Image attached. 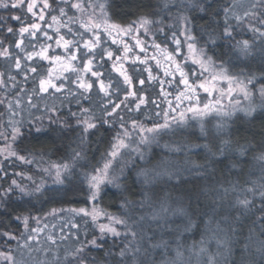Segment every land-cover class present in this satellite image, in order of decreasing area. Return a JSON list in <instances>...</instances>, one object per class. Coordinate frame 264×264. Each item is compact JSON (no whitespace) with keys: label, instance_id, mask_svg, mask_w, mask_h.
<instances>
[{"label":"snow or ice","instance_id":"snow-or-ice-1","mask_svg":"<svg viewBox=\"0 0 264 264\" xmlns=\"http://www.w3.org/2000/svg\"><path fill=\"white\" fill-rule=\"evenodd\" d=\"M172 2L164 0L158 11L122 24L114 22L116 0H0V58L7 62V78L0 72V88L6 91L0 105L11 114L6 130L0 132V216L8 218L7 224L0 221V240L6 244L15 240L16 250H26L29 255L34 250L52 255L56 250L54 264H97L93 253L100 252L112 264H157L152 253L164 249L167 257L174 243L175 257L164 258L160 264H185L179 237L203 223L205 235L211 231L212 236L193 244V248L198 247L195 255L206 257L198 264H258L251 250L253 242L260 264H264V119L259 133L251 131L250 136H244L245 143L237 141L233 147L230 138V123H236L233 117L238 112L249 126L256 119L253 113L264 117V66L258 74L234 73L231 61L225 60L233 53L250 54V40L237 39L243 31L259 39L264 52V0L250 3L243 14L239 0H180L176 15L182 22L181 30L169 35L161 28L164 40L157 42L159 37L151 33V26L161 22L148 17L170 12ZM205 17L197 36L196 20ZM149 47L159 50L160 55L154 51L151 60L163 70V78L154 74L147 55ZM189 61L195 67L190 68ZM201 90L210 98L208 102L200 98ZM47 94H59L60 106L41 111L34 100ZM25 97L32 109L41 111L27 122L15 119L23 110ZM225 98L227 105L223 104ZM62 109H67L66 115ZM210 116L217 118L214 134L205 123ZM197 126L199 136L189 137ZM101 129L110 139L92 166L87 149ZM250 130L245 128L246 133ZM165 137L175 138L165 141L168 152L184 154L183 171L206 177L215 159L229 176L239 175L244 158L254 151L261 179L251 181L250 187L227 179L203 190L185 189L187 206L171 210L162 202L158 209L153 206L151 213L135 216L129 210L137 202L124 195L122 214L105 211L99 203L105 190L109 186L121 189L119 181L125 169H135L138 161L147 162L151 146H159ZM201 139L203 143L195 142ZM47 143L52 147L46 148ZM201 151L205 163L191 160ZM17 161L28 166L27 171L10 173L4 166L7 163L15 168ZM117 164L121 165L119 174ZM141 176L145 184L164 177L169 182L175 178L177 184L185 183L181 170L173 171L166 161L152 169L141 168L137 178ZM127 192L124 187L122 195ZM230 193L236 194L234 201ZM138 194L141 208L152 205L147 191ZM77 195L85 198V206L45 211L46 204L71 203V197ZM202 195L210 196L212 202L202 203ZM169 214L182 218V231L180 225L172 226L175 221H168ZM222 214L224 218L217 219ZM57 217L61 219L59 233L49 232L41 238L47 231V220ZM153 223H157L155 230ZM12 225L17 231L22 226L24 231L17 236L10 230ZM165 227L170 234H179L175 241L155 239L156 232ZM245 227L247 242L241 245L239 238ZM209 240L215 241V251H209ZM41 243L46 247H37ZM61 245H67L63 257L58 254ZM16 250L0 249V264H18Z\"/></svg>","mask_w":264,"mask_h":264},{"label":"rangeland","instance_id":"rangeland-1","mask_svg":"<svg viewBox=\"0 0 264 264\" xmlns=\"http://www.w3.org/2000/svg\"><path fill=\"white\" fill-rule=\"evenodd\" d=\"M86 2H87V0H86ZM252 2H255V0H239V3L242 5V8L240 9V13L243 14V10L247 9L249 7L250 3H252ZM179 26H180V30H181L182 22H180ZM53 27H55V25ZM153 27L154 26L152 25L151 26V33L155 34L154 29H152ZM246 32L247 31L241 32V34L237 37V39H240V40L249 39V40H251L253 38V34L251 32H247L248 34H251L252 37H250V36L246 37ZM151 33L149 35V43L151 42V39H152V34ZM182 39H184V38L182 37ZM253 41H254V39H253ZM133 43H134V41H133ZM257 43H259L257 45V49L252 50V51L250 50V54L247 57L239 56L236 53L232 54L233 57L230 58V61L233 64L235 62L234 65H231L232 68L235 67V68L231 69L232 72L239 73L238 72L239 70H237L236 68L239 67L238 65L243 64L242 60H244V59H245V64H246V60L247 59H248L247 63H250V64H253L254 61H256L259 64H264V52L261 51V47H260L261 44H260V40L259 39L257 40ZM154 51L156 52V54L158 56L160 55L159 50H154L151 47H149L147 55L149 57V60L151 61V66L154 69V74H158L161 78H163V70L156 68L155 61L151 60V57H152ZM185 51H186V47H185ZM252 52L255 53L254 56H253V60L251 58ZM140 55L143 56L144 54L140 53ZM189 67L191 68V67H195V66L191 65V63L189 61ZM196 70L199 71L198 67L196 68ZM205 75H208V74L206 73ZM225 87H226V85H225ZM158 89H159V86H157V91H158ZM199 95H200V98L204 102H208L210 100V98L207 97V95L205 93H203L202 90L200 91ZM2 97H3V94H2ZM241 100H242V98H241ZM34 103L38 104L40 110L42 111L45 107H49L50 108L53 105H56L57 107H59L60 103H61V98L59 97V94H47V95L44 96L43 99H40L39 97H37L34 100ZM242 103H244L243 100H242ZM223 104H225V105L228 104V99L227 98H225L223 100ZM73 106H75V105H73ZM85 106H87V104ZM41 111H36L35 109H32L27 104V97H25L24 98L23 110L21 111V113L19 115H17L15 117V119L16 120L23 119L25 122H27L33 116H39L41 114ZM236 116H239L240 120H236ZM236 116L233 117V120L236 121V123H230V130L232 131V135H231L230 138L233 141V147H235L237 141L238 142L239 141H245L244 140V136L246 135L245 128H246V126H248V121H247V119L244 118L243 113H239L238 112L236 114ZM10 119H11V114L6 111L4 116H3V119L0 121V132H3V131L6 130L4 126L8 124ZM206 121H207V124H208V125H206V127L210 131H212L213 134H214L213 130H214V125L216 124L217 118L210 116V117H208L206 119ZM45 123H47V121H45ZM74 123L75 122L73 121V124ZM7 131L10 132V128H8ZM193 136H199V128H198V126L193 128L190 131L189 137H193ZM225 138H227V137H225ZM170 139H175V138L165 137L164 139H162L160 141L159 146H157L155 144L152 145L151 149L148 152L147 162H139L138 161L137 166H136L135 169H125L124 174H123V176H121L120 181H119V183L121 184L122 187H121V189H117L116 188V192L118 193L117 195L118 196L122 195L123 188L125 186L123 181L126 179V177L128 175V172L131 173V176L133 178H137V172L141 168L152 169L160 161H166L167 164L171 167V169L173 171L181 170V177L185 181V183L177 184L175 178L171 182H169L167 177H164L162 179H158V180L153 181L151 184H145L144 177L141 176V177H139V179L137 178L138 180L143 181V185L145 186V188L142 189L141 191H147L149 193V196L151 197V200H152V205L151 206L146 205L144 208H141L139 206V203H138L142 199V198L140 199V195L138 194V193H140V189H137L136 187H133L132 191L129 193L130 195H129L128 199L137 202L135 207H133V208H131L129 210L135 216H139L141 214L151 213L152 210H153V206L158 209L162 202L167 207H169L170 210L178 208L180 206H187L188 201H187L186 196H185V191H184L185 189H192V188L195 187V188H197L199 190H203L205 188V186H207L206 179L213 178V176H215L217 178L216 181H220V180L230 179L229 177H231V176H229L228 171L224 169L223 165H217V164H215L213 166L215 168L214 173L210 169L209 170V174L206 177H202V176H200L197 173H189L187 171H183V169L186 166L185 165V156H184V154L183 153H180V154L170 153L164 147L165 141H168ZM197 142L198 143H203L204 141L201 139V140H198ZM2 146H3V138L0 137V147H2ZM216 147L217 148L219 147V141L216 142ZM215 150L216 149L214 148V151ZM253 155H254V151L253 152H249L247 157L244 158L243 171H245V173L242 174L243 171L239 173V175L242 176V180H244V185H246V183H245V181H246V163H249L251 165L250 160H251V158H253ZM191 160L195 161L196 163H205L206 162L204 160L203 151H201L199 155L192 156ZM0 161H3V157L2 156H0ZM17 163L19 165L23 166L25 169L27 168V166H25L23 164H20V162L17 161ZM224 163L227 164L226 162H224ZM256 163H258V162L255 161L254 165ZM212 164H213V162H212ZM212 164L210 165V167L212 166ZM120 166H121L120 164L116 165V173L117 174H119ZM188 166H191V165H188ZM25 169L23 171H27V169L26 170ZM32 171L33 172L36 171V166L35 165L32 166ZM222 177H225V179H222ZM213 184L214 183H211V185L209 187H211ZM217 186H219V185H217ZM225 186L226 187H230L229 184H226ZM109 187H112V186H109ZM229 195L233 199V196L235 195V193H230ZM116 198H117L116 200L119 199L118 197H116ZM84 199L85 198L83 196H81V195H77L75 197H71V201L72 202H81ZM114 200H115V197L112 200L111 204L114 202ZM121 201L122 200L115 202V206H114L116 208L115 212L107 211L106 209H104L101 206V202H99V203H100V206L105 211H107V212H109L111 214H114V215H120V214H122L124 212V209H122L120 207ZM205 201H207L208 203H211L212 202L211 201V197L208 196V195H202L201 196V202L204 203ZM83 206H85L84 203L81 204V206H79V207H83ZM51 208H55V207L54 206H52L50 208L47 207L45 209V211H49ZM57 208H60V207H57ZM64 208H72V207L66 206ZM76 208H78V207H76ZM33 215H35V213H33ZM41 215H43V213H41ZM219 218L220 217H218L217 219H219ZM65 219H68V218L65 217ZM167 219H168L169 222L175 221V224L172 225V226L175 227L177 225H180L181 226V231H182V225H181L182 218L181 217L172 216V215L169 214ZM222 219H219V220H222ZM157 223H162V221H158ZM157 223H153V225H152L153 230L156 229ZM215 223H216V221H213V224H212V228L213 229L215 228ZM47 224H48L47 231L42 234L41 238L46 236L49 232H55V233L58 234L59 231H60L61 219L59 217H57L55 219L49 218L47 220ZM31 226L35 227L36 226L35 222H32ZM40 227L43 228L44 224L42 223L40 225ZM221 227H224V225L221 224ZM10 230L16 232L17 236L20 235V232L24 231L22 226L20 227L19 231H17L16 228H14V227H11ZM190 233L191 232H183V234L180 235V237H179L180 241L186 243L188 241V237H189ZM193 234H194V232H193ZM193 234H191V235H193ZM177 235H179V234L178 233H171L170 234L168 228L165 227L163 232H161V231H157L156 232V238L155 239L156 240L164 239V240L175 241ZM197 236H199L197 242H193V241L192 242H188L189 243L188 245L182 243L183 244V249H182L183 250V261L185 262V264H198L199 260H201V259L206 260V257L198 258L195 255V252L198 251V247L197 248H193L192 246H193V244H197L198 245V242L202 239V237L205 238V239H208L209 237H211L212 236V232L209 231L205 235V234H203L202 232L199 231L197 233ZM109 240H111V237H109ZM16 243L17 242L15 240H13L10 243L6 244L4 240H0V249H7L8 247H11L12 249L16 250ZM20 243H24V241L21 240ZM66 246L67 245H61V249L58 252V254L61 257L64 256L63 248L66 247ZM207 246L209 247V251L210 252L211 251H215V249H216V244H215L214 240H209V243H208ZM37 247L44 248V247H46V244L41 243ZM174 249H175V244L173 243V244H170V246H169L167 257H165V255H164V252H165L164 249H156L152 253V255H153L154 258H155V256L158 253L159 254L161 253L163 255L157 261V264H160V260H162L164 258L172 259V258L175 257V250ZM252 249H253V251L256 250V243L255 242H253ZM15 254H16V258L18 260V264H54V257H55V255H57V252H56V250H54L53 254L49 255L46 252L41 251V252L37 253L34 250L32 252V254L29 255V253L26 250H24L23 252H21L19 250H16ZM161 254H160V256H161Z\"/></svg>","mask_w":264,"mask_h":264},{"label":"trees","instance_id":"trees-1","mask_svg":"<svg viewBox=\"0 0 264 264\" xmlns=\"http://www.w3.org/2000/svg\"><path fill=\"white\" fill-rule=\"evenodd\" d=\"M163 2H164V0H116V6L113 9V12L115 13L114 22L115 23L127 24V23H129V22H131L133 20H136L140 15H142L144 13H147L149 11H152V12L158 11L159 8L163 7ZM223 2H225V0H222V3ZM227 2L231 3L232 0H227ZM179 3H180V0H173V2L169 5V7L171 9L170 12L165 10L163 13H161L159 15L148 17L151 20L160 21L161 22V23L153 24L154 27L152 28V29H154L155 34L159 37L157 42H161V41L164 40V36L160 32L161 28H163L165 31H167L169 35H171L172 31H179L180 30V26H179L180 21H178L177 15H176L177 11H178L176 5L179 4ZM2 11L3 10H0V13H2ZM206 19H207L206 17L204 19L197 18L196 25H195V27H196L195 34L197 36H199L201 34L202 26L205 24ZM247 36L252 37L251 34H248L246 32V37ZM180 38L182 39V37H180ZM253 39L254 38H252L250 40V42H252V47L250 48L251 51L257 49V45L259 44V43H257L258 39H256V40L254 39V41H253ZM167 43H169V45L174 47V45L171 44V41H168ZM209 54H211V53H209ZM254 54L255 53L252 52V55H251L252 60H253ZM231 57H233V56L232 55L231 56H225V60H230ZM247 61H248V59L246 60V64H245V59L242 60L243 64L238 65L239 69L236 68L237 70H239L238 72L243 71L244 73L250 74L253 71H257V74H258L259 67L264 66V64H259L256 61H254L253 64L247 63ZM234 64H235V62H234ZM234 64L231 62V65H234ZM233 68H235V67H233ZM233 68L231 67V69H233ZM0 72H4L5 73V79H6L7 78V62L4 61L2 58H0ZM8 89L9 90L11 89V83L8 84ZM2 94H3V97H4L6 95V91H5V89L0 88V98H3ZM73 109L75 110V106H73ZM62 111L65 113V115L67 114V109H62ZM5 112H6V107L3 106V105H0V121L3 119V116H4ZM253 114H254L253 116H255L256 119L252 120V123H251L250 126L249 125L246 126V127H250V129H251L249 132L246 133V135H249V136L251 135V131H255V132L259 133L260 126H261V120L264 119V117L258 116L256 113H253ZM205 123H206V125H208L207 121ZM70 139H71V137H70ZM109 139H110L109 133H107L103 129H101L95 136L92 137L91 146L87 149V153H88V156H89L90 164L92 166H95L97 161L100 160L101 154L106 150V148L108 146V140ZM258 139H259V137L257 136V140ZM195 142H197V141H195ZM239 143L243 144V143H245V141H239ZM14 147H15V145H14ZM45 147L46 148H50V147H52V145H51V143H47L45 145ZM73 147H75V143L73 144ZM56 158L57 157H55V156L53 157V159H56ZM212 162H213V164L210 167V169H212L213 166L215 165V159H213ZM224 162L228 163L229 161L228 160H224ZM250 162H251V165L249 163H246V181H248V183H246V185H244V180H242V176H240V175H231V177H229L230 180L241 184L243 187H250L251 186L250 182L253 181V180L260 181L261 172H260L259 163H256L254 165L255 161H254L253 158H251ZM4 166L8 169V171L10 173L13 170L21 171V170L25 169L23 166L19 165L17 162H16V167L15 168L9 167L7 163H5ZM244 173H245V171L242 172V174H244ZM225 177H222V179H225ZM216 179L217 178L215 176H213V178L206 179L207 186L209 187L211 185V183H214L216 181ZM123 183L125 185L124 187H127L128 192L127 193H123V195H121V196L117 195L118 193L116 192V188L115 187H108L105 190V194L103 196V199L100 202H101V206L104 209H106L107 211L115 212L116 211V208L114 207L115 206V202L122 200L124 195H126L127 198H128L129 195H130L129 193L132 191L133 187H136L137 189H140V192H141L142 189L145 188V186L143 185V181H140L137 178H133L131 176V173H129V172H128V175H127L126 179L123 181ZM235 195L233 196V201H234ZM114 197H115V200L117 199L116 197H118L119 199L116 200V201L114 200V202L111 204V202L114 199ZM141 198L142 197L140 195V199ZM83 203H84V200L81 201V202H71V203H63V204H61V203H49V204L45 205V209L47 207L50 208L52 206H54L55 208H57V207L61 208V207H66V206L79 207ZM27 211L28 210H27V208L25 206L24 213L26 214ZM231 215L235 216L236 213L233 211L231 213ZM222 218H224L223 214L221 215V217L219 219H222ZM205 219H207V218H205ZM0 221H4V224H7L8 223V218H6L4 216H0ZM11 227L16 228L15 225H12ZM199 231L202 232L203 234H205V225L203 223L200 225L199 229H194L193 231H191V233L189 234V237H188V241L186 243H184V242H182V243L188 245L189 244L188 242H192V241L193 242H197L198 238H199V236H197V233ZM193 232H194V234H193ZM191 234H193V235H191ZM247 236H248V228L245 227L244 230H243V236H241L239 238L241 245L243 243L247 242L246 239H245ZM262 239H264V237H262ZM109 243H111V240H109ZM252 246H253V243H252ZM252 246H251V250L255 254V259L257 260L258 264H260L259 254L256 253V250L253 251ZM117 251H118V249H117ZM160 254L158 253L155 256L156 262L159 260L160 257L163 256L162 254L160 256ZM93 255L96 256L97 264H112L110 258L109 259H105L104 258L105 257V253L104 252H100L99 254L93 253ZM239 255H240V250H239V248H237L236 249V258L237 259H239Z\"/></svg>","mask_w":264,"mask_h":264}]
</instances>
